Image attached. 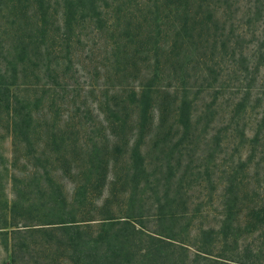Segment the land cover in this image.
<instances>
[{
  "label": "trees",
  "instance_id": "trees-1",
  "mask_svg": "<svg viewBox=\"0 0 264 264\" xmlns=\"http://www.w3.org/2000/svg\"><path fill=\"white\" fill-rule=\"evenodd\" d=\"M6 136L1 264H264V0H0Z\"/></svg>",
  "mask_w": 264,
  "mask_h": 264
},
{
  "label": "rangeland",
  "instance_id": "rangeland-1",
  "mask_svg": "<svg viewBox=\"0 0 264 264\" xmlns=\"http://www.w3.org/2000/svg\"><path fill=\"white\" fill-rule=\"evenodd\" d=\"M86 33L89 32V28L85 30ZM95 40L96 36L92 35L90 38ZM86 40L75 44L74 46V54L72 57L73 64L71 69L66 71L65 81H63L64 88H61L62 91L66 92L68 95H73L76 100H83L85 98L92 100L96 97L98 92L90 91L88 87L85 86V82H95L98 80V83H101L104 78V71L98 67L99 62L101 61L99 58V54L102 53L96 46L87 45L89 42H85ZM94 100V99H93ZM3 134V131L1 132ZM1 149L5 156L10 155V138L5 137L0 139ZM3 258V254L1 253L0 248V260ZM1 264V261H0Z\"/></svg>",
  "mask_w": 264,
  "mask_h": 264
}]
</instances>
